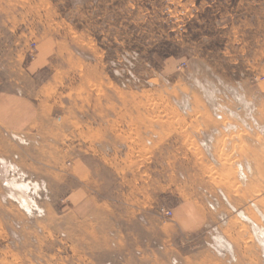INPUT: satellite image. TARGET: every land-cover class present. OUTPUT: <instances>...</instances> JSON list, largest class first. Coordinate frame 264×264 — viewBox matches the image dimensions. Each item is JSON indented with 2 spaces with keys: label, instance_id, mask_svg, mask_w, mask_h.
<instances>
[{
  "label": "rangeland",
  "instance_id": "1",
  "mask_svg": "<svg viewBox=\"0 0 264 264\" xmlns=\"http://www.w3.org/2000/svg\"><path fill=\"white\" fill-rule=\"evenodd\" d=\"M0 264H264V0H0Z\"/></svg>",
  "mask_w": 264,
  "mask_h": 264
},
{
  "label": "bare ground",
  "instance_id": "2",
  "mask_svg": "<svg viewBox=\"0 0 264 264\" xmlns=\"http://www.w3.org/2000/svg\"><path fill=\"white\" fill-rule=\"evenodd\" d=\"M21 196V195H20Z\"/></svg>",
  "mask_w": 264,
  "mask_h": 264
}]
</instances>
